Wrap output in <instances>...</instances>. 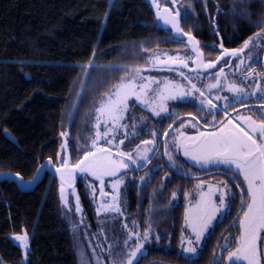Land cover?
<instances>
[{
  "label": "trees",
  "instance_id": "obj_1",
  "mask_svg": "<svg viewBox=\"0 0 264 264\" xmlns=\"http://www.w3.org/2000/svg\"><path fill=\"white\" fill-rule=\"evenodd\" d=\"M158 1L173 8L172 0ZM176 8L181 13L187 10L182 27L206 46L201 51L208 58L213 56L209 44L235 46L264 26H256L264 18V0H176ZM178 41L158 27L144 0H112L111 7L109 0H0V173L30 180L38 166L61 152L62 131L69 134L68 151L76 163L85 141L94 136L95 110L125 75L122 69L149 66L155 52L188 53ZM142 74L180 79L162 71ZM179 108L176 102L170 109L180 113ZM174 118L160 122L136 106L125 115L129 138L124 148L152 138L153 130L162 135L169 124H177ZM133 131L138 137L132 136ZM149 179L124 190L125 223L135 222L142 233L149 224L152 229L138 264H152L151 259L162 260L159 264H210L212 246H204L193 260L178 253L182 209L172 193H177L181 178L163 179L161 172H153ZM76 189L84 219L95 228L98 217L82 177ZM64 209L57 181L48 173L26 192L14 181L1 180L0 264H78ZM25 231L27 259L15 240ZM157 235L162 238L159 242Z\"/></svg>",
  "mask_w": 264,
  "mask_h": 264
},
{
  "label": "snow or ice",
  "instance_id": "obj_2",
  "mask_svg": "<svg viewBox=\"0 0 264 264\" xmlns=\"http://www.w3.org/2000/svg\"><path fill=\"white\" fill-rule=\"evenodd\" d=\"M173 7L176 6V0H172ZM109 6H112V0H109ZM152 6L156 9L158 21L169 27L175 37H180L179 43L184 44L183 37H187V44L191 46L190 55H168L153 53L149 60L148 67H124L125 73L120 82L105 94V98L96 108L95 135L90 136L85 141L83 155L76 161L71 162L68 155L62 154L68 151L67 142L68 132L62 131L61 137L65 138V143L61 145L62 152L56 154L55 160L49 158L47 164L55 168V173L60 179V200L65 207L70 208L69 196L66 194L71 189V196L75 197V209L77 213L82 211L80 197L76 193L74 184L78 174L85 177H93L100 183V196L105 197L107 193L104 190L106 178L111 179V188L114 195L110 203H101L97 209V214L101 210L105 212H120L119 189L124 183V176L127 170H138L152 160L151 153L158 151L159 132L153 130L150 134L152 139L141 141L134 151H125L121 145L124 140L129 138L127 131L128 125L122 123L125 119V113L134 109L136 104L142 106L146 111L151 112L152 116L159 117L160 122L166 118H172L177 115L175 110H169V102H198L195 107V113L189 112L191 120L182 123L179 129L173 132H164V156L172 168L177 167V159L173 154L182 153L183 157L193 162L199 168H208L209 166H222L232 175V181L240 189L235 193L229 187L227 182L209 184L207 191L204 190V182L200 181L195 185V192L198 198L193 202L191 193L185 191L184 199L187 202L184 210L183 225L181 227L180 247L185 254L195 255L202 243L205 234L213 227V222L219 218V215L230 209L239 195L240 206L238 209V235L235 237V244L231 243V237H225V243L221 245V257L213 258V264H264V252H261L258 242L264 244V72H253L251 64L248 65L249 77L257 81L255 88L251 91L241 86L235 81H229L227 74L221 67L219 72L212 78L215 82H209L205 87H199L194 82V77L186 74L183 69L189 67V60L195 66L190 69L196 76L206 74L217 68L220 63L231 64L232 58L239 60L235 64L237 70L245 66V60L242 54L248 49L250 44L256 40H264V27L244 41L240 48H225L221 43V52L216 56L214 62H205L203 59L202 46L195 39L190 31H184L182 21L187 18V10L181 13L177 8L175 12L165 7L161 11L157 0H152ZM108 14H105V20ZM264 24V18H261L256 26ZM214 50V49H213ZM95 56V53H93ZM252 61L251 56L248 57ZM92 61L88 62L90 67ZM167 71L177 72L179 81L165 77L159 79L153 76H145V71ZM131 74V75H130ZM187 81V83H184ZM227 91L229 95H219L222 91ZM213 92L217 95L213 97ZM79 95V94H77ZM135 98V104H130L132 98ZM255 99L259 101V108H250L253 113L251 116L237 114L233 117L229 109L236 112L235 105L244 106L247 101ZM216 101V102H214ZM223 102V107L218 102ZM76 107L75 105L73 106ZM223 113V119H217ZM166 114V115H163ZM211 117V119H209ZM235 119V123H234ZM146 121L147 117H142ZM203 121V123H202ZM111 125V127H109ZM134 130L136 125L131 126ZM173 125L169 124L168 128ZM194 128L195 135H187L185 129ZM124 129V139L116 143L117 134L120 129ZM103 129V131L101 130ZM142 130V129H141ZM139 133L133 131L132 136L138 137ZM173 137L172 141L167 138ZM103 141L107 147L101 146ZM115 149V152H113ZM136 165V168L132 166ZM183 166V165H181ZM45 166L37 169V175L44 171ZM17 178L23 182L22 177L17 174ZM37 177H33L35 182ZM148 176L141 177L144 181ZM95 198L96 188L94 184H89ZM246 188V191H245ZM177 196L172 193L173 199ZM219 201L217 203L216 201ZM231 227V226H230ZM127 228V225H125ZM187 233V234H186ZM152 234L151 225L144 229L143 233L135 225L128 230L127 239L124 246L128 248L129 242L133 241V246L129 248L126 257L112 264H138L140 254L147 251V244ZM162 238L157 235L156 242ZM15 240L19 242V247L25 250V259H27V250L29 249V236L25 231L22 235H16ZM227 251V256L223 252ZM185 264H189L185 261Z\"/></svg>",
  "mask_w": 264,
  "mask_h": 264
},
{
  "label": "flooded vegetation",
  "instance_id": "obj_3",
  "mask_svg": "<svg viewBox=\"0 0 264 264\" xmlns=\"http://www.w3.org/2000/svg\"><path fill=\"white\" fill-rule=\"evenodd\" d=\"M264 27V26H262ZM260 29L251 32L250 34H247L238 44L235 46H224L225 48H240L243 46L244 41L248 40L249 37H254L257 32H259ZM187 52H182L181 55H190L193 56L191 52H189L188 48H186ZM214 49V50H213ZM209 52L213 53V56L211 58H208L206 54L204 53L203 59L205 62H214L216 60V56L220 54L221 48L218 46V43L214 47L213 45H208ZM244 60H245V66L241 69L237 70L235 67V64H238L240 61L235 60V58H232L233 63L231 64H225L220 63L219 66L206 74H202L200 76H196L194 72H191L190 69L194 68L195 66L191 64V60H189V67L183 69V71L186 74H189L194 77V82L197 83L199 87H205L207 81L214 80L212 79L215 76L216 72H219L220 68L222 67L224 69L225 74H227V78L229 81H235L241 86L245 87L249 91H251L253 88H255L257 81L253 78L249 77V71H248V65L251 64V69L253 72H264V40H256L254 43L250 44L248 49H245V52L242 54ZM251 56L252 61L248 60V57ZM166 73H173L178 76L177 72H167L162 71ZM179 77V76H178ZM179 81V80H177ZM184 83H187V81H184ZM216 102V101H214ZM176 103V101L170 102L169 110L171 111V104ZM221 107H223V102H218ZM177 104L180 106L179 112L176 111L177 115L173 119L176 121L177 119H180L179 122L175 126H173L168 132H172L173 129L179 128L182 123H187L191 120V117L188 115L189 112L195 113V107L194 105H197L198 102L192 101V102H177ZM260 104L259 101L255 99H251L246 102L244 106L240 104L235 105L236 112H233V109H229V113L235 117L237 112L239 114H242L244 116H251L253 113L249 111L250 108H259ZM179 113V114H178ZM223 114L220 113V116L217 117V119H223ZM211 119V117H209ZM234 119V123H235ZM203 123V121H202ZM185 132L187 135L196 134V131L194 128L187 127L185 129ZM152 139V138H147ZM169 141H172L173 137L169 136L167 138ZM146 140V139H144ZM164 133L159 136L158 138V151L155 153H152V160L147 163L146 165L141 163L142 166L139 167L138 170H127V174L124 176V183L122 184L121 192L119 195V206L121 211L120 212H114L111 215H113V218H118L119 216H126V209H128L127 206H125V196H124V190H126V187L132 186L137 187L143 183L141 180V177H145L146 174L148 176L145 181H149V178H152L153 172L162 173V178L165 179L169 177V175H175L181 178V181H183L180 185V187L177 190V204L181 206L182 214H181V227L183 225V208H184V192L187 191L191 193V196L194 195V198H198L195 192V185L199 183L200 181L204 182V190L207 191V186L209 184L215 185L217 183L221 182H227L229 187L232 189L233 192L239 193L240 189L235 186V183L232 181V175L231 173H228L222 166H209L208 168H199L197 166H194L187 162L184 158L180 156L179 153H175V150L173 149V154L175 158L177 159V167L172 168L168 162V159L166 156H164ZM141 142V141H140ZM134 147V146H133ZM132 148V147H131ZM130 149V148H129ZM181 162V163H179ZM183 165V166H181ZM180 166V167H178ZM188 166V167H186ZM192 166L191 168H189ZM133 168H136V165L132 166ZM87 178V177H86ZM85 183L90 180H83ZM92 184V182L90 181ZM149 188V187H148ZM150 189V188H149ZM246 191V188H245ZM147 193V191H146ZM151 193V192H149ZM107 200V198H106ZM104 200V201H106ZM93 205L95 206L94 209H96V204L94 203V200L92 199ZM219 203L218 199L216 201ZM240 206V200L239 195L236 197L235 204L228 209L227 211H224L219 215V218L213 222V227L209 229V231L205 234L202 243L195 255H184L181 251L180 247V237H181V229H180V235H179V241H178V253L183 256L185 259L193 260L198 258L202 248L204 246H212L213 247V255L210 258V264H213V258L215 257H221V245L225 243V237H231V243L235 244V237L238 235V221H236V217L238 214V209ZM86 221V220H85ZM123 221V219H122ZM88 226V223H87ZM231 226V227H230ZM187 234V233H186ZM258 246L261 252H264V244L258 242ZM223 256H227V251L223 252ZM152 264H159V262H162V260L158 259H151ZM222 264L224 262L222 261Z\"/></svg>",
  "mask_w": 264,
  "mask_h": 264
},
{
  "label": "rangeland",
  "instance_id": "obj_4",
  "mask_svg": "<svg viewBox=\"0 0 264 264\" xmlns=\"http://www.w3.org/2000/svg\"><path fill=\"white\" fill-rule=\"evenodd\" d=\"M161 1L166 2L168 0H161ZM160 5L166 6V5L161 4V3H160ZM163 9L164 8H161V10H163ZM166 28H169V27H166ZM175 38H177V37H175ZM157 53L161 54V58H164L163 54H168V55H172V56H175L177 54L181 55V53H179V52L170 53V52H166V51L163 52L162 51V52H157ZM161 75L162 76H158L156 74H149V75H145V76H153V77H156L159 79H163L166 77V75H163V74H161ZM209 82L214 83L215 80L207 81V83H209ZM207 83H206V85H207ZM212 95H213V97H215L217 95V93L213 92ZM219 95L231 96V94L227 93L226 90L220 92ZM131 103L132 104L136 103L134 97L131 99L130 104ZM136 106L143 108L139 104H136ZM169 106H170V102H169ZM149 113L151 114V112H149ZM125 115H126V113H125ZM163 115H166V114H163ZM124 120L122 121V123H124ZM109 127H111V125H109ZM179 128H175V129H179ZM175 129H173V131ZM101 130L103 131V129H101ZM117 135H120V136L124 135V129L123 128L120 129ZM192 135H195V134H192ZM121 139H124V137L121 136L120 138H117L116 143L118 144ZM100 143H101V146L107 147V145L103 141H101ZM62 144H64L63 140L61 142V145ZM139 144H141V142ZM139 144H137V145H139ZM136 146L129 149V148H124V144L121 145L122 149L125 151H134ZM113 151H115V149H113ZM61 152H62V149H61ZM62 154H64V152ZM179 154L182 158H184L182 153H179ZM186 161L189 162L190 164L196 166L193 162L188 161V160H186ZM82 179L86 180V181L90 180L92 182V184L95 185L96 192H95V198H93L92 190L88 187V185L91 183H90V181L86 182V187H88L89 192L91 194V198L94 200V203L96 204L95 213H96L98 218L96 221V227L95 228L91 229L90 226H87V222L84 219V215L82 214V211L80 213L76 212L75 197L71 196V189L67 190L66 194L69 196L70 208L65 207L64 205L63 206L65 208L64 210L66 211V220L69 224V227H70V230H71V233L73 236V240L75 242L78 264H112L113 261L119 262L126 257L129 248H131L133 246V241H130L128 248H126L124 246V241H125V239H127L128 230L132 229L134 225H128L125 223L126 222V216H119V219L118 218L114 219L113 215H111L114 212H111V211L105 212V211L101 210L100 213L97 214V209L100 207L101 203H110L111 197L114 195L113 190L111 188V182H112L111 179H109V178L106 179L104 190L107 193V195L105 197L100 196V192H99L100 183H99V181L98 182L92 181L91 179H89L88 177L86 178L85 176H82ZM98 185H99V187H98ZM121 188H122V185L120 186V189H119V195L121 192ZM76 193H77V189H76ZM106 198H107V200H106ZM191 198H192L193 202H195L194 195H192ZM104 200H106V201H104ZM186 204H187V202L185 201L184 208H183V214H184ZM122 219H123V221H122ZM183 223H184V221H183ZM125 225H127V228H125ZM16 242H18V241H16ZM181 251H182V249H181ZM182 253L185 255V253L183 251H182ZM142 254L143 253H141L140 255H142ZM186 255H188V254H186Z\"/></svg>",
  "mask_w": 264,
  "mask_h": 264
},
{
  "label": "water",
  "instance_id": "obj_5",
  "mask_svg": "<svg viewBox=\"0 0 264 264\" xmlns=\"http://www.w3.org/2000/svg\"><path fill=\"white\" fill-rule=\"evenodd\" d=\"M148 5H149V7L151 8V10H152V12H153V14H154V17H155V20H156V22H157V25H158V27L159 28H161V29H166V30H169L170 32H171V30L169 29V28H166L164 25H163V23H162V21H158L157 20V17H156V9L152 6V0H144ZM157 2L159 3V1L157 0ZM160 4V3H159ZM160 7L161 8H165V7H167V8H169L171 11H173V12H175L176 10H177V8H176V6L175 7H173V8H170V7H168V6H161L160 5ZM161 11H163V10H161ZM171 34H172V32H171ZM174 34H172V36H173ZM174 37V36H173ZM178 38V37H177ZM177 38H175L174 37V39H176V40H179V39H181L180 37L177 39ZM183 40H184V44L188 47V49H189V51L191 52V46L190 45H188L187 44V37H183L182 38ZM192 53V52H191ZM192 55L194 56V53H192ZM150 66V65H149ZM148 67V66H147ZM153 71H155V70H153ZM180 121V119H177L174 123H177V122H179ZM170 130V128H168L166 131L168 132ZM165 131V132H166ZM94 135H95V129H94ZM62 140H63V142L65 143V138L64 137H62ZM113 152H115V151H113ZM64 155H68L69 157H70V154H69V151H67V152H64ZM49 159H46L40 166H38V168H40L42 165L43 166H45V168H44V171L41 173V174H39V175H37V170H36V172H35V174H34V176L33 177H37L36 178V180H35V182H32V180H33V177L30 179V180H27V181H25V180H23V182H21V180L20 179H18L17 178V174H13V173H9V172H2V173H0V181L1 180H4V179H6V180H8V181H14L16 184H17V186H18V188L21 190V191H23V192H26V191H31L41 180H42V178L44 177V175H45V173H48V174H50V175H52L55 179H56V181H57V189H58V196H59V200H60V192H59V188H60V179H59V176L55 173V168L54 167H52V166H49L48 164H47V161H48ZM75 164V163H74ZM37 168V169H38ZM82 176H84V175H82V174H78L77 175V179H76V182H75V184H74V187L76 188V185H77V181H78V179L80 178V177H82ZM88 178L89 179H91L92 181H96V180H94V178L93 177H90V176H88ZM106 179H108V178H106ZM96 182H98V181H96ZM98 187H99V185H98ZM60 202H61V200H60ZM61 204H62V202H61ZM63 205V204H62ZM64 207V206H63Z\"/></svg>",
  "mask_w": 264,
  "mask_h": 264
},
{
  "label": "built area",
  "instance_id": "obj_6",
  "mask_svg": "<svg viewBox=\"0 0 264 264\" xmlns=\"http://www.w3.org/2000/svg\"><path fill=\"white\" fill-rule=\"evenodd\" d=\"M223 114V113H222Z\"/></svg>",
  "mask_w": 264,
  "mask_h": 264
}]
</instances>
